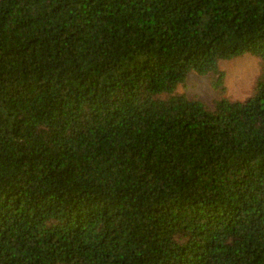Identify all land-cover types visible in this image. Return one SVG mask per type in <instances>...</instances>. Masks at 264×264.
Segmentation results:
<instances>
[{
  "label": "trees",
  "instance_id": "1",
  "mask_svg": "<svg viewBox=\"0 0 264 264\" xmlns=\"http://www.w3.org/2000/svg\"><path fill=\"white\" fill-rule=\"evenodd\" d=\"M0 264H264V0H0Z\"/></svg>",
  "mask_w": 264,
  "mask_h": 264
},
{
  "label": "rangeland",
  "instance_id": "2",
  "mask_svg": "<svg viewBox=\"0 0 264 264\" xmlns=\"http://www.w3.org/2000/svg\"><path fill=\"white\" fill-rule=\"evenodd\" d=\"M221 66L224 70V84L229 96L233 99H245L254 89L255 81L261 72L260 61L252 53L223 59ZM179 90L186 92L190 97H197L207 104L212 105L219 91L208 76L193 71L185 84Z\"/></svg>",
  "mask_w": 264,
  "mask_h": 264
}]
</instances>
